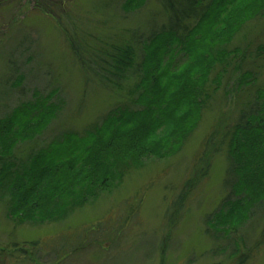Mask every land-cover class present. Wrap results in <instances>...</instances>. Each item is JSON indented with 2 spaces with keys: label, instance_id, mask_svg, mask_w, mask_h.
Masks as SVG:
<instances>
[{
  "label": "trees",
  "instance_id": "obj_1",
  "mask_svg": "<svg viewBox=\"0 0 264 264\" xmlns=\"http://www.w3.org/2000/svg\"><path fill=\"white\" fill-rule=\"evenodd\" d=\"M53 1L35 0V8L64 26L55 10L65 0ZM164 2L173 18L146 39L89 36L79 20L65 11L73 30L64 26L63 31L82 71L128 103L110 111L84 134L67 133L61 142H51L46 153L32 152L25 169V162L16 157L18 146L41 136L57 119L60 107L48 104L50 99L36 92L35 103L22 105L0 120V201L17 222L64 219L73 209L109 192L117 179L146 159L166 160L178 154L200 125L222 80L233 73H239L235 94L245 103L236 108V119L231 112L220 118L195 157V171L186 186L192 190L202 182L199 179L208 177L207 156L218 146L229 163L225 175L229 193L210 222L216 229L231 224L218 233V240L227 241L231 232L236 235L252 217L264 214V44L255 47L253 67L244 73L241 69L247 52H253V41L229 49L249 23L264 17V0ZM143 6L137 0L123 5L128 13ZM180 55L187 63L177 67ZM233 243L244 262L252 252L247 239L234 238ZM5 251L0 249V255Z\"/></svg>",
  "mask_w": 264,
  "mask_h": 264
},
{
  "label": "rangeland",
  "instance_id": "obj_2",
  "mask_svg": "<svg viewBox=\"0 0 264 264\" xmlns=\"http://www.w3.org/2000/svg\"><path fill=\"white\" fill-rule=\"evenodd\" d=\"M126 1L65 0L55 16L73 30L65 15L70 12L81 30L92 37L138 39H146L173 18L166 13L164 0H137L144 6L133 13L125 11ZM35 5V0H0V120L22 105L35 103L36 92L61 109L41 136L18 146L16 157L25 162L20 166L23 169L30 160L28 155L35 154L32 152L44 151L53 141L61 142L67 133L84 134L110 111L128 103L86 76L64 26ZM250 41L253 52H247L241 73L250 71L255 47L264 44V17L249 23L229 49L245 47ZM185 63L178 56L177 67ZM238 75L222 80L200 125L178 154L166 160L146 159L117 179L109 192L73 209L66 218L44 224L17 222L0 201V249L6 250L0 255V264H264V214L252 217L236 235L231 232L225 242L218 240V233L231 224L216 229L210 222L229 193L225 151L220 153L218 146L215 152L211 150L208 177L199 179L202 182L192 190L186 186L195 171L194 159L220 118L231 112L236 119V108L245 103V98L235 94ZM240 237L252 249L244 262L233 243Z\"/></svg>",
  "mask_w": 264,
  "mask_h": 264
},
{
  "label": "bare ground",
  "instance_id": "obj_3",
  "mask_svg": "<svg viewBox=\"0 0 264 264\" xmlns=\"http://www.w3.org/2000/svg\"><path fill=\"white\" fill-rule=\"evenodd\" d=\"M149 37V36H148Z\"/></svg>",
  "mask_w": 264,
  "mask_h": 264
}]
</instances>
